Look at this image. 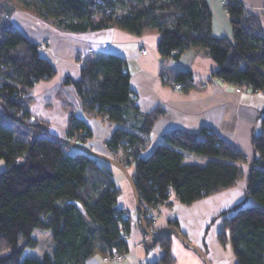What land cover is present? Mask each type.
<instances>
[{"label":"trees","instance_id":"obj_1","mask_svg":"<svg viewBox=\"0 0 264 264\" xmlns=\"http://www.w3.org/2000/svg\"><path fill=\"white\" fill-rule=\"evenodd\" d=\"M16 1L21 9L67 32L108 28L136 36L157 32L163 69L168 61H178L186 50H193L214 61L212 77L264 91V33L259 17L238 0H228L224 6L231 38L213 35L207 0ZM10 11L0 6V100L13 116L38 122L28 111L30 90L39 80L52 78L56 70L41 56L39 45L9 21ZM126 67V60L113 53L85 58L80 77L64 84L73 86L86 112L103 115L117 125L107 147L111 153L122 149L128 163L123 165L133 168L130 175L140 206L157 207L171 194L189 205L245 179L246 199L212 222L220 219L217 239L230 247L236 264H264V110L262 131L252 140L255 157L250 160L206 127L198 133L165 131L162 143L146 153L148 136L162 110H139ZM162 81L171 87L181 84L185 92L194 86L192 73L184 70ZM2 117L9 122L0 121V160L5 164L0 170V264H86L97 251L103 254L116 248L128 253L131 226L124 210L117 208L120 190L109 163L45 136L38 126L13 121L0 106ZM77 131L90 137L86 125L72 114L65 139L81 144L85 139L73 137ZM189 154L211 159L203 165L185 163ZM248 198L253 203H247ZM145 223L153 229L152 222ZM171 225L178 227L177 221H169L162 229ZM35 229L50 232L53 249L40 259L23 258L26 249L38 244L32 238ZM171 238L166 233L150 239L163 250L153 264L173 262ZM203 250L207 254L206 247Z\"/></svg>","mask_w":264,"mask_h":264},{"label":"crops","instance_id":"obj_2","mask_svg":"<svg viewBox=\"0 0 264 264\" xmlns=\"http://www.w3.org/2000/svg\"><path fill=\"white\" fill-rule=\"evenodd\" d=\"M238 1L246 11L259 17L264 33V0ZM207 2L212 11L213 35L230 38L232 27L223 0ZM10 20L31 42L39 45L41 56L49 59L55 67L52 78L39 80L30 90L32 100L28 106L31 119L45 123L53 135L66 137V129L73 114L90 132V138L81 144L91 151L111 157L107 141L117 125L103 115L86 112L73 86L64 84L66 79L77 80L80 77L81 64L74 60L75 54L91 50L86 59H97L108 53L123 57L130 75L129 88L135 105L142 113H149L156 108L162 110V115L148 136L146 153L162 143L161 136L165 131L181 129L198 133L206 127L249 160L255 157L252 140L262 131L260 117L264 110V91H252L242 86L241 91L237 92V86L212 77L217 66L209 57L186 50L178 61H168L163 69L157 49L160 37L157 32L136 36L117 28H108L72 33L45 25L38 18L28 15L13 14ZM142 50L146 53H142ZM178 70L192 73L194 86L186 92L173 89L160 78L163 71L169 77ZM4 167V162L0 161V170ZM243 169L246 171V166ZM116 185L120 190L117 208L133 213L138 211L128 180L116 182ZM171 196L169 203L160 209L151 232L164 228L169 221H177L178 228L190 242L201 248L206 247L207 256L213 264H226V257L230 258V264H236L230 255V247L221 245L217 239L221 228L220 219L212 220L220 212L246 199L245 179L189 205L181 204ZM247 203L253 201L248 198ZM143 231L141 224L139 228H131L128 240L130 251L122 262L104 263L101 260L102 253L97 251L86 260V264H135L132 255L134 245H137L136 253L140 260L146 264L158 262L163 250L156 244L150 246L151 238ZM141 245L143 251L139 254ZM170 249L174 259L171 264H203L194 252L184 247L174 236Z\"/></svg>","mask_w":264,"mask_h":264},{"label":"water","instance_id":"obj_3","mask_svg":"<svg viewBox=\"0 0 264 264\" xmlns=\"http://www.w3.org/2000/svg\"><path fill=\"white\" fill-rule=\"evenodd\" d=\"M0 106L4 109L6 115L8 117H10V119H12L13 121L15 122H18V123H21V124H24V125H27V126H32V127H35V126H38L42 129L43 133L45 136H49V137H53V138H56V139H59L60 141L70 145L71 147L73 148H76V149H79L80 151H83L85 153H88L92 156H94L95 158H98V159H101V160H104L106 161L107 163H110L114 166H116L117 168H119L126 176L130 186H131V189H132V192H133V196H134V199H135V207L136 209L142 214L144 213V209L140 206V203H139V197H138V194H137V191L135 189V186H134V183H133V180H132V177L131 175L128 173L127 169L122 165L120 164L119 162H117L116 160H114L113 158L109 157V156H105V155H102V154H99V153H96L94 151H91L89 150L87 147L83 146L82 144L80 143H77V142H73V141H70L68 139H65V138H62V137H58V136H55L53 135L50 131H49V128L48 126L45 124V123H42V122H27L17 116H13L9 110L4 106V103L1 102L0 100ZM75 206L78 208V209H81V206L77 203H75ZM141 226H142V229L144 230V232L150 237L152 238L153 236H156L157 238H160L162 235L168 233L172 236H174L184 247L190 249L192 252H194L197 257L201 260V262L203 264H213L211 262V260L208 258L206 252L199 246L195 245L194 243L190 242L186 237L185 235L180 231V229L174 225H171L165 229H162V230H158L156 231L155 233H152L151 230L147 229L146 227V223L144 220L141 221ZM153 244V242H150V246Z\"/></svg>","mask_w":264,"mask_h":264},{"label":"rangeland","instance_id":"obj_4","mask_svg":"<svg viewBox=\"0 0 264 264\" xmlns=\"http://www.w3.org/2000/svg\"><path fill=\"white\" fill-rule=\"evenodd\" d=\"M0 6H4L5 8L7 9H10V17H9V21L11 22L10 18L11 16L14 14V15H18V16H23V15H28L29 17H36L38 18L37 16H35L34 13H32L31 11H26V10H23L20 8L18 2L16 0H0ZM226 13V12H225ZM227 14V13H226ZM39 19V18H38ZM41 20L42 23H44L45 25H51L48 21H44L42 19H39ZM232 36V35H231ZM231 38V37H230ZM83 52V51H81ZM77 54H75L76 56ZM75 56H74V60H75ZM77 63L80 62V59H76L75 60ZM81 64V63H79ZM165 76V77H164ZM160 78L161 80H167V74L165 72H161L160 73ZM237 91V89H236ZM241 91V90H240ZM238 91V92H240ZM1 122H5V123H8L9 120L5 117H2L0 119ZM90 138V137H88ZM76 139V138H74ZM189 157H194V158H189ZM247 158V156H245ZM111 158H113L114 160H116L117 162H119L120 164H128L125 162V160L123 159H119L118 157H116L115 155L111 154ZM211 158L210 157H206V156H200V155H194L193 156H186V159H185V163H194V164H200V165H203L205 164L207 161H209ZM2 161V160H0ZM104 161V160H103ZM3 162V161H2ZM110 167V169L112 170L113 172V179L115 180V182H121V181H124L126 178L125 174L119 169L117 168L116 166L112 165L109 163L108 165ZM124 166V165H123ZM127 166V165H126ZM125 167V166H124ZM126 168V167H125ZM133 168L132 167H129L127 169L128 173L130 174L132 172ZM171 198H173V196H171ZM137 210V209H136ZM145 211V209H144ZM160 211V210H159ZM139 212V211H137ZM158 216H159V213H158ZM157 216V218H158ZM156 218V220H157ZM144 221H148V220H144ZM151 222V221H150ZM160 222V220L158 219V223ZM153 223V222H152ZM157 223V224H158ZM51 234L49 231H41V230H33L32 232V238L36 239L38 244L35 248H28L26 249L24 252H23V255L22 257L23 258H37V259H40L42 258L43 254L44 253H51L52 249H53V242L51 241ZM203 249V248H202ZM143 251V246H139V254H141V252ZM227 253L229 254V252L227 251ZM226 254L225 257L228 255ZM230 255H232L233 257V260L235 261V258L232 254V251L230 249ZM230 259V258H229ZM229 259H227L226 257V264H230V261ZM227 260L229 261V263L227 262Z\"/></svg>","mask_w":264,"mask_h":264},{"label":"built area","instance_id":"obj_5","mask_svg":"<svg viewBox=\"0 0 264 264\" xmlns=\"http://www.w3.org/2000/svg\"><path fill=\"white\" fill-rule=\"evenodd\" d=\"M227 2H228V0H223V5L225 6L227 4ZM225 12H226V10H225ZM90 51L91 50H87V51L77 53V55L75 56V60L80 59L79 63H82V61L85 59V57L88 55V53ZM142 53L145 54L146 51L142 50ZM172 88L175 90H181V84H175L172 86ZM240 90H241L240 87H237V92ZM66 131H67V129H66ZM73 133H74L73 137H75L76 139H87L85 134L83 135V133L81 131H77V132H73ZM111 154L115 155L119 159H123V160L127 161L122 149H118L116 152H113V153L110 152V155ZM168 203H169V200H165V201H163L162 204L158 205L157 207L146 208L144 213H142V214L140 212H137V211L133 213L131 211L124 210L123 215L125 218L129 219L131 228H139L142 220H148V221H151L154 223L156 221L157 216H158L159 210L163 206L167 205ZM136 246L137 245H134L133 250H132V255L135 258V264H146L145 262H143L142 260H140L137 257ZM126 254L127 253H125V252L118 251L116 248H111V249L106 250L101 255V260L104 263H120V262H122V260L126 256Z\"/></svg>","mask_w":264,"mask_h":264}]
</instances>
